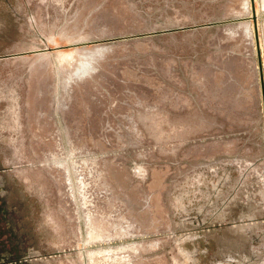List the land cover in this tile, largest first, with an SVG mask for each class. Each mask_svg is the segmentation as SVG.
Masks as SVG:
<instances>
[{"label": "rangeland", "instance_id": "374dc122", "mask_svg": "<svg viewBox=\"0 0 264 264\" xmlns=\"http://www.w3.org/2000/svg\"><path fill=\"white\" fill-rule=\"evenodd\" d=\"M250 17V0H0V264H264Z\"/></svg>", "mask_w": 264, "mask_h": 264}, {"label": "water", "instance_id": "95a60500", "mask_svg": "<svg viewBox=\"0 0 264 264\" xmlns=\"http://www.w3.org/2000/svg\"><path fill=\"white\" fill-rule=\"evenodd\" d=\"M250 4H251V17L250 18L253 22V28H254V40L256 44V54L258 58V72H259V80H260L262 108H263V115H264V81H263V75H262V64H261V59H260L259 37H258L257 18H256L254 0H250ZM50 49L51 48H47V49L37 50L34 52L45 51V50H50ZM13 55H16V54H9L6 56H13Z\"/></svg>", "mask_w": 264, "mask_h": 264}, {"label": "bare ground", "instance_id": "6f19581e", "mask_svg": "<svg viewBox=\"0 0 264 264\" xmlns=\"http://www.w3.org/2000/svg\"><path fill=\"white\" fill-rule=\"evenodd\" d=\"M80 76H82V74H81V75H79V76H77V77H80Z\"/></svg>", "mask_w": 264, "mask_h": 264}, {"label": "crops", "instance_id": "0c3cea01", "mask_svg": "<svg viewBox=\"0 0 264 264\" xmlns=\"http://www.w3.org/2000/svg\"><path fill=\"white\" fill-rule=\"evenodd\" d=\"M86 73V72H85ZM82 76H83V74H82ZM82 76H80V77H82ZM80 77H78V78H80Z\"/></svg>", "mask_w": 264, "mask_h": 264}]
</instances>
